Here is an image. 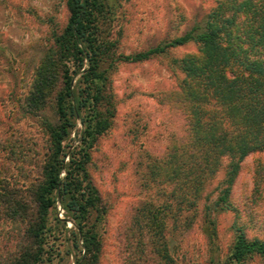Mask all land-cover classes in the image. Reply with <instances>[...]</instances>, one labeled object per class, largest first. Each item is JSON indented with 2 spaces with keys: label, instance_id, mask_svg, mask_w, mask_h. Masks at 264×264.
I'll return each instance as SVG.
<instances>
[{
  "label": "trees",
  "instance_id": "1",
  "mask_svg": "<svg viewBox=\"0 0 264 264\" xmlns=\"http://www.w3.org/2000/svg\"><path fill=\"white\" fill-rule=\"evenodd\" d=\"M260 6L253 0H224L188 31L123 54L115 51L109 37V0H65L66 22L53 34L25 96L30 111L39 112L51 102L53 112L50 120H42L47 154L31 204L8 199L5 205L11 218L25 225L22 243L6 264H39L61 234L70 244L73 264H98L97 225L104 209L87 164L90 149L113 114L107 70L117 62L143 61L187 42L197 45V53L171 59L184 75L175 102L181 105L184 128L166 139L160 156H149L145 175L155 187L154 199L134 209L122 262L179 264L170 253L167 233L184 231L195 221L210 244L211 264H240L264 255V238H248L235 225L226 261L216 260L212 250L213 215L231 207L229 195L240 162L250 152L264 150V0ZM239 15L245 17L241 26ZM222 160L223 177L206 203L203 185Z\"/></svg>",
  "mask_w": 264,
  "mask_h": 264
},
{
  "label": "rangeland",
  "instance_id": "2",
  "mask_svg": "<svg viewBox=\"0 0 264 264\" xmlns=\"http://www.w3.org/2000/svg\"><path fill=\"white\" fill-rule=\"evenodd\" d=\"M224 0H109L113 5L110 39L115 51L144 50L201 24L205 15ZM261 7L263 0H253ZM67 18L65 0H0V264L22 243L24 222L11 218L8 199L31 204L32 192L42 180L47 154L43 119H51L47 103L39 112L27 108L25 96L42 54ZM245 19L239 15L241 26ZM239 32V31H238ZM235 34V32H233ZM197 53L187 42L139 62H117L107 70L113 114L109 127L90 149L87 171L104 213L97 225L98 264H123V244L139 202L153 200L154 188L145 175L149 156L161 155L166 139L184 128L180 104L175 103L184 75L172 58ZM79 124L72 130L74 138ZM226 160L205 181L206 203L214 198ZM145 182L149 183L147 188ZM151 185V186H150ZM229 209L214 213V256L225 262L240 226L248 238H264V150L253 151L239 164L230 190ZM56 215L61 218L58 203ZM66 222V227H70ZM57 230L62 231L58 225ZM63 234L55 249L39 264H73L70 244ZM168 246L179 264H211L210 244L194 224L184 231L169 230ZM48 242H51L50 240ZM240 264H264V255Z\"/></svg>",
  "mask_w": 264,
  "mask_h": 264
}]
</instances>
